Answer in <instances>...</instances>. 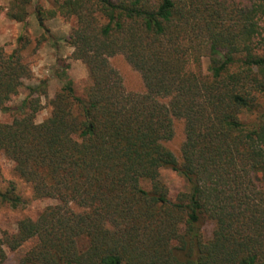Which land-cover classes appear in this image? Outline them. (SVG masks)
<instances>
[{
    "label": "trees",
    "instance_id": "trees-1",
    "mask_svg": "<svg viewBox=\"0 0 264 264\" xmlns=\"http://www.w3.org/2000/svg\"><path fill=\"white\" fill-rule=\"evenodd\" d=\"M6 15L26 26L35 15L37 45L47 21L71 20L65 41L91 84L80 96L63 70L50 97L46 80L25 86L30 31L0 46V111L12 116L0 152L34 198L54 201L2 232L0 264L26 244L11 264H264V0H10ZM118 56L143 91L127 89ZM163 168L187 183L174 198ZM0 202L27 201L9 182Z\"/></svg>",
    "mask_w": 264,
    "mask_h": 264
},
{
    "label": "rangeland",
    "instance_id": "rangeland-1",
    "mask_svg": "<svg viewBox=\"0 0 264 264\" xmlns=\"http://www.w3.org/2000/svg\"><path fill=\"white\" fill-rule=\"evenodd\" d=\"M9 2L10 0H0V46H4L8 51H11L17 46L18 37L27 29L32 35L33 43L35 38L45 33V31L38 25L35 15L30 18L29 26L8 18L6 12ZM30 11L33 13L32 8ZM72 23L71 20L62 17H56L46 22L51 36L47 33L41 45H37L36 42L33 44L34 52L26 53V60L31 68L32 75L29 79H25V86L37 85L40 81L46 80L49 96L53 97L62 85L60 74L65 70L66 74L74 81L76 93L80 96L85 95L91 84L88 68L82 60L73 58V47L65 41L71 33ZM111 61L123 75L128 90H144L140 75L121 56L113 58ZM27 94L28 90L25 87L22 88L19 95L12 98L10 105H19ZM42 105L43 109L37 118L39 122L49 115L50 107L46 98L42 99ZM11 118L10 113L0 111L1 122H8ZM182 139L183 128L182 124L178 122L176 124V135L167 142V145L178 152ZM161 179L168 186L173 198L178 192L186 189L185 178L169 168L161 170ZM9 182H14L17 185L19 193L27 202L24 206L18 208H12L0 202V236L4 230L14 231L20 219L24 217L37 218L44 207L54 203L51 199L34 198L30 185L24 182L15 172L14 163L0 152V191H4ZM203 229L204 235L209 237L213 230V224L206 222ZM28 247L29 245L26 244L16 252H9L8 264L16 262Z\"/></svg>",
    "mask_w": 264,
    "mask_h": 264
}]
</instances>
